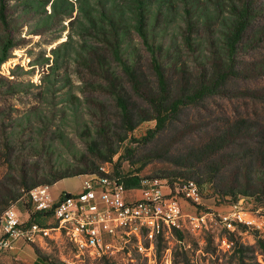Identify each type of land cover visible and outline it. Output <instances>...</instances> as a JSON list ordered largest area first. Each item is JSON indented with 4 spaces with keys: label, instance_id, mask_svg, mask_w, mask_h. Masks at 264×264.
Returning <instances> with one entry per match:
<instances>
[{
    "label": "rangeland",
    "instance_id": "374dc122",
    "mask_svg": "<svg viewBox=\"0 0 264 264\" xmlns=\"http://www.w3.org/2000/svg\"><path fill=\"white\" fill-rule=\"evenodd\" d=\"M4 1L0 220L13 207L22 218L34 210L30 192L21 188L24 185L31 187L57 172L84 169L194 181L199 200L182 201L181 227H166L144 249L136 238L127 236L100 252L80 249L61 238L44 246L19 244L12 251H0V264H264V229L230 231L218 218L232 204L243 201V208L264 223L263 99L242 98L249 91L232 84L226 96L182 108L151 136L149 131L156 127V121L148 120L151 108L134 93L122 66L114 60L113 37L109 39L108 27L99 19L102 9L113 5L125 9L126 0ZM256 1L264 9V0ZM180 15L177 9V23L166 37L170 41L181 39ZM209 36L202 30L201 42L205 44ZM121 45L125 59L132 62L139 50L141 65H145L146 54L132 29ZM190 57L185 55L186 74L169 73L174 94L200 74ZM254 88L264 93V80ZM119 98L126 101L128 117ZM83 181L84 176L65 179L50 186V193L55 198L64 192L78 193ZM13 193L22 196L3 204ZM130 196L141 199L143 194L135 190Z\"/></svg>",
    "mask_w": 264,
    "mask_h": 264
},
{
    "label": "trees",
    "instance_id": "16d2710c",
    "mask_svg": "<svg viewBox=\"0 0 264 264\" xmlns=\"http://www.w3.org/2000/svg\"><path fill=\"white\" fill-rule=\"evenodd\" d=\"M126 2L128 5L125 9L118 5H113L109 10L102 9L99 19L107 25L109 39L113 37L110 50L114 60L122 66L134 93L151 108L148 120L156 121L155 129L149 131L151 136L162 130L182 108L216 95L226 96V89L232 84L243 85L249 91L247 95H242V98L253 101L262 98L263 101L260 102H264V93L260 94V90L254 88L258 86L259 81L264 80V9L257 5L256 0ZM165 4L167 5L164 6ZM177 9L181 13L184 27L181 28L178 24V28L182 30L180 41L175 39L176 37L174 41H170L166 37L170 34V26L177 23ZM0 19L7 24L4 0H0ZM129 28L137 35L144 49L145 65H141L139 50H136L132 62L122 55L121 42ZM205 29L210 36L204 44L200 34ZM8 48L4 50L5 54ZM185 55L192 57L189 59L194 60L200 74L194 81L182 84L179 93L174 94V81L169 73L176 70L186 74L188 67ZM3 60L0 59V64ZM118 103L124 115L128 117L126 101L119 98ZM114 173L127 189L141 186L143 180H153L125 174L117 169H114ZM91 174H94V171L89 169L78 173L57 172L49 178L35 181L31 187L24 185L21 188H24V193H29L40 185L52 187L65 179ZM164 179L168 180L172 187L175 183L186 182L181 179ZM21 196L13 193L3 204L18 201ZM43 219H46L43 215H32L33 221L43 223Z\"/></svg>",
    "mask_w": 264,
    "mask_h": 264
},
{
    "label": "built area",
    "instance_id": "2783aa9c",
    "mask_svg": "<svg viewBox=\"0 0 264 264\" xmlns=\"http://www.w3.org/2000/svg\"><path fill=\"white\" fill-rule=\"evenodd\" d=\"M167 182L143 180L141 186L127 189L114 170L100 168L84 176L78 193L64 192L55 198L49 186H37L29 193L34 210L27 211L26 218L15 207L2 215L0 251H12L19 244L44 246L61 238L80 249L97 252L105 251L113 241L125 236L136 238L140 249L146 248L147 242L152 246L166 227H181L182 201L199 200L194 181L178 182L174 187L166 185ZM135 190L142 191L141 199L130 196ZM33 214L50 221H33ZM218 218L230 231L241 227L264 229L263 221L243 208V201L232 204Z\"/></svg>",
    "mask_w": 264,
    "mask_h": 264
}]
</instances>
